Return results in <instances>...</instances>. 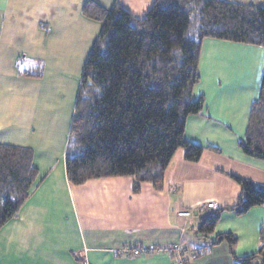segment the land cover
Listing matches in <instances>:
<instances>
[{
    "label": "crops",
    "instance_id": "1",
    "mask_svg": "<svg viewBox=\"0 0 264 264\" xmlns=\"http://www.w3.org/2000/svg\"><path fill=\"white\" fill-rule=\"evenodd\" d=\"M88 1L141 19L156 0H0V145L31 150L38 172L27 201L0 227V264H176L165 252L176 246L187 264L255 255L264 204L243 215L228 209L241 196L232 177L264 187V161L238 144L259 96L264 49L203 41L193 99L202 97L204 107L187 117L184 139L204 151L190 163L178 149L160 191L148 183L134 191L129 177L73 186L65 152L83 66L102 29L83 16ZM223 1L264 7V0ZM182 211L191 216L177 217ZM216 213L213 232L199 233L202 219ZM222 234L236 238L232 254L226 243H213ZM252 264H264V252Z\"/></svg>",
    "mask_w": 264,
    "mask_h": 264
},
{
    "label": "trees",
    "instance_id": "2",
    "mask_svg": "<svg viewBox=\"0 0 264 264\" xmlns=\"http://www.w3.org/2000/svg\"><path fill=\"white\" fill-rule=\"evenodd\" d=\"M82 14L102 29L82 70L65 152L67 180L80 186L129 177L134 191L140 183L160 191L178 149L190 163L198 162L204 151L184 139L187 117L204 107L202 97L193 99L203 41L264 49V7L223 0H156L136 19L119 7L107 11L88 1ZM238 144L245 155L264 161V71L244 140ZM37 176L31 150L0 145V227L27 201ZM232 178L241 196L228 210L243 215L264 204V187ZM217 221V213L203 218L198 232L211 234ZM221 242L232 254L236 238L222 234L213 243ZM263 252L264 231L258 252L234 257V264L262 260Z\"/></svg>",
    "mask_w": 264,
    "mask_h": 264
},
{
    "label": "built area",
    "instance_id": "3",
    "mask_svg": "<svg viewBox=\"0 0 264 264\" xmlns=\"http://www.w3.org/2000/svg\"><path fill=\"white\" fill-rule=\"evenodd\" d=\"M205 208L207 210H215V206L214 204H207L205 206ZM191 216V213L189 211H182V212H178L177 213V217H181V218H188ZM146 252L145 250H139V249H135L133 251V253L135 255H139V254H142ZM149 252H154V250H150ZM166 253L168 254H171L172 256H175V261H176V264H187V261L184 257V254H183V249L180 247V246H176L174 248H168L165 250Z\"/></svg>",
    "mask_w": 264,
    "mask_h": 264
},
{
    "label": "rangeland",
    "instance_id": "4",
    "mask_svg": "<svg viewBox=\"0 0 264 264\" xmlns=\"http://www.w3.org/2000/svg\"><path fill=\"white\" fill-rule=\"evenodd\" d=\"M27 62H29V60L27 61ZM26 63V62H25ZM22 65V64H21ZM38 69H35V71H37Z\"/></svg>",
    "mask_w": 264,
    "mask_h": 264
}]
</instances>
